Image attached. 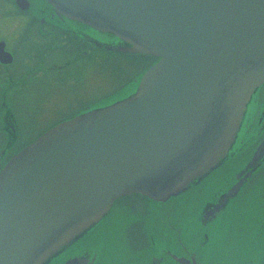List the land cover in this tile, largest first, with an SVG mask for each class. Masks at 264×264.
Returning <instances> with one entry per match:
<instances>
[{"label":"water","instance_id":"obj_1","mask_svg":"<svg viewBox=\"0 0 264 264\" xmlns=\"http://www.w3.org/2000/svg\"><path fill=\"white\" fill-rule=\"evenodd\" d=\"M49 1L126 44L111 50L159 60L135 94L58 124L7 162L0 264H49L117 199L166 203L199 184L225 162L264 84V0ZM263 157L264 142L250 164Z\"/></svg>","mask_w":264,"mask_h":264},{"label":"flooded vegetation","instance_id":"obj_2","mask_svg":"<svg viewBox=\"0 0 264 264\" xmlns=\"http://www.w3.org/2000/svg\"><path fill=\"white\" fill-rule=\"evenodd\" d=\"M13 2L19 15L0 17V170L15 153L38 140L50 128L95 107L98 100L108 97V87L98 86L97 91V87L89 88V84L96 78L97 71L109 73L114 69L113 57L97 50L98 34L95 29L62 16L43 0H28L30 7L25 10L15 4L16 0ZM36 3L37 15L31 13ZM7 28L11 30L7 31ZM120 60L127 61L124 58ZM116 70L119 72L121 69ZM64 78L66 83H73L69 86L77 97L70 96L72 102L65 100L68 96L61 97V104L49 107L48 94L56 95L53 87H64ZM87 79L89 83L85 86L83 84ZM251 98L233 148L217 170L166 203L155 202L140 194L118 199L110 212L115 206L123 209L107 220L109 213L92 231L49 264H182L181 259L188 261L186 264H201L199 251L206 246L201 243L193 249L194 233L199 235L203 229L211 227L215 228L214 232L221 230L226 222L220 227L216 226V222L236 203L238 195L244 191L242 196H245L264 183V157L250 164L264 142V84ZM233 158H239L231 171L236 173L235 178L230 177L218 190L211 189L214 182L223 176L226 162ZM240 181L242 185L238 195L227 198L223 204L228 191ZM263 191L260 190V196H263ZM203 192L205 195H202ZM136 199L140 200L139 204ZM183 199L191 206L197 201L201 208L199 214L197 211L194 214L182 212L183 208L179 206ZM169 203H173L172 206ZM218 204H222V207L216 210ZM124 209L128 212H124ZM258 210L264 215V204ZM236 212L235 209L231 215H236L233 218L238 223L241 216ZM135 219L138 223L129 231L135 237L140 236L138 241L143 256L130 261L121 250L132 246L128 231L126 238L122 240L119 237V242L125 247L112 246L110 240L114 238L116 229L121 233L125 228V221ZM106 220L113 225L109 235L104 234L103 223ZM254 220L258 229L254 236L256 245L251 252L256 250L257 253L245 257L248 259L242 262L235 259L233 264H264V218ZM259 253L261 255L257 256Z\"/></svg>","mask_w":264,"mask_h":264},{"label":"rangeland","instance_id":"obj_3","mask_svg":"<svg viewBox=\"0 0 264 264\" xmlns=\"http://www.w3.org/2000/svg\"><path fill=\"white\" fill-rule=\"evenodd\" d=\"M12 3H14L13 0H0V17L4 18V17L10 16V15L11 16L19 15V13L16 12V8H14V5ZM6 30L9 31V30H11V28H9V29L7 28ZM101 40L106 41L107 38L102 37ZM113 58H117L119 60L122 57L114 55ZM136 58H138L140 60L142 57H140V58L136 57ZM118 62H113L114 71H116V69H121V71L128 70L129 74H131L132 71H136L138 69L137 65H139L135 61L132 62L131 60H127V61L126 60L125 61L119 60ZM77 65H81V64H77ZM143 65H145V64H143ZM101 68H103V65ZM77 69H80V67ZM100 71L101 70L97 71L96 78L90 81L89 88L97 87V91H99L98 86H106V87H108L107 91L110 92V94H108L109 96L117 94L118 93L117 86H119V83L121 82V77H122V76H118V75H120V72L111 71L108 73L107 71H102V73H103L102 74ZM50 82H52V81H50ZM88 83H89V80L87 79L85 84H83V85L86 86V84L88 85ZM133 83H134L133 85H135V82H133ZM72 84L73 83H66L65 78H64V87H62V88L57 87V86L53 87V90H55V93L57 96L56 95L52 96L50 93L48 94V95H50L48 98L49 99V101H48L49 107L50 106L54 107L57 104H61L60 101L63 100V99H61V97L65 98V96H66V98L68 96V99H65V100L72 102L73 100L70 99V96L77 97L76 94H73L72 87L69 86ZM133 85H130V87H129L130 90L128 91V94H129V92H131L135 89V88L131 89V87ZM63 89L65 92H63V94H62ZM74 89L77 90V87H75ZM49 111H51L50 108H49ZM235 166H236V164L233 163L231 160L227 161L226 167L222 172L223 176L214 182V184L211 186V189L217 188L216 190H218L221 187H223L225 185V183L228 181V179L231 177V175H232L231 171L234 169ZM219 173L215 174L213 176V178H216L219 175ZM223 181H224V183H222ZM260 190H264V183L263 182L261 185H259L257 190H254V189L251 190L250 194L253 193L251 197L248 198V196H249L248 195V196L244 197L242 201L236 202L235 204L231 205V207H229V209L226 211V213L223 214L222 217L216 222L217 223L216 226L218 225L217 227H220L222 224H224L226 222L221 230H218V231L216 230L214 232L215 228L211 227L207 230L203 229L202 233L199 235L197 233H194L193 239H192L193 249L196 248L197 244H201V243L205 244V246H206V248L199 251L201 264H219L218 263L219 261H226L227 263L233 264L235 259H248L245 257L250 256L252 254V252H251L252 247H254L256 245V243L254 241V236L256 234L255 229H257V223L254 219L258 218V217L264 218V215L261 214L258 210L264 204V191H263V196H260V194H259ZM183 197H186V196H183ZM201 199H203V197H201ZM136 202L139 204L140 200L136 199ZM195 203H197V201L193 202V204H195ZM172 204L173 203H169L168 205L172 206ZM194 206L195 205H193V207ZM179 207L183 208L181 210L182 212L187 211V212L194 214V211L192 212V210H191V208H192L191 203H189L188 201L184 202V199L180 202ZM232 208H233V211L236 209L237 210L236 214L241 216L240 221H238V223H237V226H239V227L241 226L239 229L236 228V226H234L235 224H233L232 218L236 217V215L235 214H232V216L230 215L232 213V212H230L232 210ZM121 209H123V208L119 207V206H115V208L113 209L111 214H109V216L107 217V220L110 218V216L112 214H115L117 211H119ZM200 209L201 208L197 209V214H199ZM124 212H128V211L125 210ZM175 212H176V209H175ZM137 223H138L137 219H135L133 221L127 220L124 223L125 228L121 231L123 239L126 238V231H128V233L131 237V241H132L131 248L126 247V249L125 248L121 249L123 243L119 242V238L118 239L112 238L110 240V244L112 246L113 245L114 246L120 245L119 248L123 252H125V254L127 255L126 258H131L133 256H137L134 259H140L143 256V252L141 251V243L138 241L140 239V236H139V238L135 237L129 231L131 229V227ZM216 226H214V227H216ZM127 227H128V229H127ZM242 230L243 231L249 230L248 231L249 236L246 237L244 240H242V236H241L243 233ZM135 233L137 234V231H135ZM123 247H125V245H123ZM114 249H117V248L114 247ZM259 255H261V253H259L257 256H259Z\"/></svg>","mask_w":264,"mask_h":264},{"label":"bare ground","instance_id":"obj_4","mask_svg":"<svg viewBox=\"0 0 264 264\" xmlns=\"http://www.w3.org/2000/svg\"><path fill=\"white\" fill-rule=\"evenodd\" d=\"M43 2H46L47 4H49V5H52L51 3H50V1L49 0H43ZM30 7V6H29ZM31 13L33 14H38V4L36 3L35 4V6H34V9H33V11H31ZM247 16H248V12H247V14H246ZM246 17V16H245ZM78 22V21H77ZM83 24V23H82ZM32 30H33V28H31ZM97 31V30H96ZM97 34H98V41H100V42H106L109 46H118V45H126L124 42H122V41H119V39L117 40V38H115L114 36H112V34H109V33H102V32H99V31H97ZM102 37H106L107 38V40L106 41H102L101 40V38ZM250 40L252 41V39L250 38ZM98 48V47H97ZM158 60H159V57L158 56H155V55H146V56H142V58L139 60L138 58H136V60H135V62L137 63V64H139V65H137V67H138V69L136 70V71H132L131 72V74H129L128 73V70H123V71H119L120 72V75L119 76H122L121 77V82L119 83V86H118V89L120 90V92L117 94V95H115L113 98H112V102H108L109 103V105L110 104H113V103H117V102H121V100H123V98H126V97H129V96H131V95H133V94H135L134 92H136L137 91V89H138V86H139V83H140V81H141V79H142V77H143V75L145 74V72L147 71V69H149V68H151V66H153L156 62H158ZM98 64H101V63H99V61L97 62ZM143 64H145V65H143ZM133 82H135V85H133L134 83ZM130 85H133L132 87H131V89L132 88H135L133 91H131V92H129V94H128V91L130 90ZM126 95V96H125ZM124 96V97H123ZM104 102H105V100L104 99H102V100H98V102L95 104V106L96 107H91V108H93V109H95V108H101V106L104 104ZM107 103V104H108ZM106 106V105H105ZM102 107H104V106H102ZM93 109H89V110H87V111H84L83 113H85V112H88V111H90V110H93ZM82 113V114H83ZM37 140V139H36ZM35 140V141H36ZM35 141H33L31 144H29V145H27L25 148H28V146H30V145H32ZM24 148V149H25ZM24 149H22L21 151H18L17 153H15V155H13V157H15L17 154H19L20 152H22ZM12 157V158H13ZM11 158V159H12ZM10 159V160H11ZM9 160V161H10ZM243 160V159H242ZM8 161V162H9ZM233 163H237L238 161H239V158H233L232 160H231ZM7 165V163L5 164V166ZM4 166V167H5ZM3 167V168H4ZM3 168L0 170V173H1V171L3 170ZM235 174L236 173H233L232 172V175H231V178H235ZM259 185H261V184H259ZM259 185L258 186H256L255 188H254V190H257V188L259 187ZM240 191V190H239ZM251 192V191H250ZM250 192L249 193H247L245 196H242V194L244 193V191H242V193L241 194H239L238 195V193H237V195H238V197H237V200H236V202H239V201H242L243 200V198L244 197H246V196H248V198L249 197H251L252 196V194L253 193H251L250 194ZM202 195H205V192H203L202 193ZM236 196V195H235ZM195 206L193 207L192 206V208H191V210H192V212L194 211V212H196L197 211V209H199V204L198 203H195L194 204ZM234 208V207H233ZM233 208H232V210L230 211V212H233ZM110 211V210H109ZM109 213H111V212H109ZM108 213V214H109ZM231 215V214H230ZM232 216V215H231ZM233 220V222H234V218H232ZM236 220H235V222L233 223V224H236ZM113 225L110 223V220L109 221H105L104 222V224H103V228H104V234H110V232L109 231H111L112 230V228L110 229V227H112ZM241 227V226H240ZM239 226H236V228H240ZM257 229H258V227H257ZM257 229H255V231H257ZM251 230V229H250ZM243 231V230H242ZM248 231L249 230H247V231H243V233H242V240H244L246 237H248L249 235H248ZM113 237L115 238V239H118L119 237H122V240H123V236H122V234L120 233V231L118 230V229H116V232H114V234H113ZM257 252H256V250H254L253 252H252V254L250 255V256H253V255H255ZM137 256H133V257H131L129 260L130 261H134V260H139V259H134V258H136ZM238 261H243V259H237ZM219 264H230V263H227L226 261H219L218 262Z\"/></svg>","mask_w":264,"mask_h":264},{"label":"trees","instance_id":"obj_5","mask_svg":"<svg viewBox=\"0 0 264 264\" xmlns=\"http://www.w3.org/2000/svg\"><path fill=\"white\" fill-rule=\"evenodd\" d=\"M99 50V49H98ZM104 53H105V51L104 50H102ZM125 57H128V56H125ZM115 62V61H114ZM119 63V62H118ZM113 71H114V69H113ZM114 72H117V70L116 71H114Z\"/></svg>","mask_w":264,"mask_h":264}]
</instances>
